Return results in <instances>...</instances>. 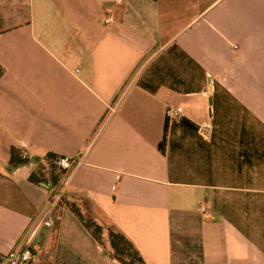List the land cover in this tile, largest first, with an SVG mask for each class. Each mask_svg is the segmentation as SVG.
Returning a JSON list of instances; mask_svg holds the SVG:
<instances>
[{"label":"crops","instance_id":"0c3cea01","mask_svg":"<svg viewBox=\"0 0 264 264\" xmlns=\"http://www.w3.org/2000/svg\"><path fill=\"white\" fill-rule=\"evenodd\" d=\"M71 202L145 264H264V0H0V250L120 264Z\"/></svg>","mask_w":264,"mask_h":264},{"label":"trees","instance_id":"16d2710c","mask_svg":"<svg viewBox=\"0 0 264 264\" xmlns=\"http://www.w3.org/2000/svg\"><path fill=\"white\" fill-rule=\"evenodd\" d=\"M20 150L11 149L10 164H21L24 161L20 158ZM56 156L47 154L44 163L38 166L29 174V181L36 184H43L49 189H53L64 175V171L59 170L53 164ZM70 211L78 218L84 228L91 234L94 240L108 250L113 258L120 264H145L134 245L121 232L111 225L102 224L91 215L84 216L81 207L71 202L68 203Z\"/></svg>","mask_w":264,"mask_h":264},{"label":"built area","instance_id":"2783aa9c","mask_svg":"<svg viewBox=\"0 0 264 264\" xmlns=\"http://www.w3.org/2000/svg\"><path fill=\"white\" fill-rule=\"evenodd\" d=\"M111 21H112L111 16H106L103 19L104 24H109ZM168 112L171 115H176L182 113L183 110L181 109V107H175V108H169ZM201 127L204 129H208L210 125L208 123H202ZM20 158L23 161L27 160V157L23 152H20ZM84 163H85V159L81 151L74 157L56 156L55 159L53 160V164L55 165V167L64 172L70 170L71 168L74 169L78 168ZM61 193H63V191H61L58 194V196H60ZM52 204H53L52 208L47 212L46 217L43 221V224L45 226L51 225L52 210L57 204V198L53 200ZM200 208L202 211H204L203 206H201ZM35 259H36L35 251L29 244H25L19 249H12L8 251L0 250V264H31L32 262L35 261Z\"/></svg>","mask_w":264,"mask_h":264},{"label":"rangeland","instance_id":"374dc122","mask_svg":"<svg viewBox=\"0 0 264 264\" xmlns=\"http://www.w3.org/2000/svg\"><path fill=\"white\" fill-rule=\"evenodd\" d=\"M60 192H61V191L58 190V191L56 192V195H55V198H57V204H58V205H60L61 203H63L64 200H65V194H64V193H61L60 196H58V194H59ZM84 204H85V203H84ZM88 209H89V207H88L87 204H85L84 209L81 208L82 213H83L84 216H86V217L90 215V213L88 212Z\"/></svg>","mask_w":264,"mask_h":264}]
</instances>
